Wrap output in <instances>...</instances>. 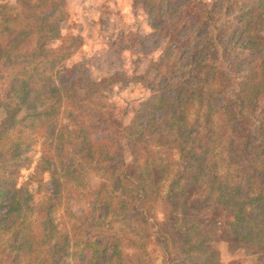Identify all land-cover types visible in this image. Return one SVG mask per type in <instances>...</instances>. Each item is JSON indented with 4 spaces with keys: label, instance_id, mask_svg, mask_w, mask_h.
Listing matches in <instances>:
<instances>
[{
    "label": "trees",
    "instance_id": "obj_1",
    "mask_svg": "<svg viewBox=\"0 0 264 264\" xmlns=\"http://www.w3.org/2000/svg\"><path fill=\"white\" fill-rule=\"evenodd\" d=\"M64 2L0 0V259L149 264L153 242L170 264L168 240L198 251L194 228L214 243L223 215L242 227L234 243L264 241V0H212L174 35L152 26L164 47L140 74L60 84ZM127 83L148 94L123 123L104 95ZM30 149L39 157L21 181Z\"/></svg>",
    "mask_w": 264,
    "mask_h": 264
},
{
    "label": "rangeland",
    "instance_id": "obj_2",
    "mask_svg": "<svg viewBox=\"0 0 264 264\" xmlns=\"http://www.w3.org/2000/svg\"><path fill=\"white\" fill-rule=\"evenodd\" d=\"M64 1L66 19L60 24L59 31L61 35L71 38L69 42L72 47L70 46L71 54L68 58L53 71L52 79L60 84H67L76 78L79 82L97 81L116 72L125 75H131V72L140 74L149 63L153 65L157 62L165 42L161 41L159 36L176 34L179 29L178 22H175L177 18L187 22L188 26L196 23L198 17L204 10H208L212 2V0H161L160 6L155 8L152 5L155 9L147 11L145 5H141V0ZM165 25L167 28L162 31ZM152 26L157 29L159 36H153ZM203 31L201 29L195 35L198 40L204 38ZM147 94L148 91L141 85L127 83L111 87L104 96L114 113L126 123L135 103L146 98ZM32 150L34 149L25 153L30 164L28 169L22 172L21 181L29 177L37 164L39 152ZM166 163L172 170L177 167L175 152L168 153ZM170 178L171 175L168 174L162 182L161 195L166 192ZM6 205V199L0 202V213L6 209ZM203 214L206 216V211ZM241 230L242 227L233 230L227 215L216 221L211 234L214 243L209 242L207 237L209 243L206 242L202 233L195 235L194 228L192 235L197 237H192L190 244L199 246L198 251L187 255H181L180 243L176 241V244L172 245L168 240L167 252L172 259L170 264H200L206 247L215 250L213 259L216 260H212V264H264L263 238L260 241L256 240L255 243H246L247 241L234 243L237 235L235 233L241 234ZM209 232L211 233V230ZM5 236L1 235L2 242L7 239ZM208 238L210 239V235ZM147 250L150 255L149 264H165V257L163 258L159 245L152 242ZM11 262L4 256L0 259V264ZM73 262L70 259L64 260V264H74Z\"/></svg>",
    "mask_w": 264,
    "mask_h": 264
}]
</instances>
